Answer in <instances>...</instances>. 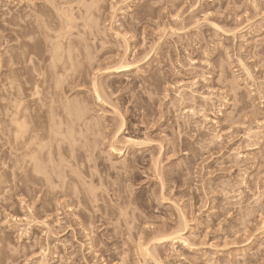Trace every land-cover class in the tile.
<instances>
[{
    "label": "rangeland",
    "instance_id": "374dc122",
    "mask_svg": "<svg viewBox=\"0 0 264 264\" xmlns=\"http://www.w3.org/2000/svg\"><path fill=\"white\" fill-rule=\"evenodd\" d=\"M147 1L0 0V168L14 159L5 113L17 100L41 133L71 134L51 155L77 163L55 162L25 187L16 174L0 175V264H28L29 243L33 262L48 247L46 264H264V0H206L208 15L182 36L156 9L162 0ZM216 6L238 11L237 22L213 21ZM138 14L141 27L127 35ZM203 19L237 26L236 40ZM57 49L72 54L64 71L51 68ZM122 64L132 70L114 73ZM234 106L245 108L229 127L221 119ZM111 144L125 156H111ZM62 170L67 188L39 182ZM176 227L187 246L154 240Z\"/></svg>",
    "mask_w": 264,
    "mask_h": 264
},
{
    "label": "bare ground",
    "instance_id": "6f19581e",
    "mask_svg": "<svg viewBox=\"0 0 264 264\" xmlns=\"http://www.w3.org/2000/svg\"><path fill=\"white\" fill-rule=\"evenodd\" d=\"M159 1H161V0H159ZM156 2H158V0H149V2L147 1L146 3H148V6H152V5H155ZM162 2H163V6L161 8L159 7L160 9L157 8V6H156V9L158 11L164 10V11H166L167 14H171L172 15V18H173L172 19V21H173L172 24H175L176 26L178 25L179 26V30H178V28H177V30H175L174 28H172V29H174L172 31L173 33L171 31L170 32H171V34H174L176 36L177 35L178 36H182V35L185 34V32H188L189 30L188 31H186V30L188 29L189 26L190 27H194V28H199L200 21H193L192 19L195 18L197 14H201L202 13V15L205 17V15H208L206 13H209V10L208 9H207L208 12L205 10V6L206 5H204V3H203V2H207L206 0H162ZM208 2H212V0H208ZM183 3L187 4V6H185V7L182 8V4ZM161 4L162 3L160 2V5ZM185 4H183V5H185ZM91 5H94V4L91 3ZM250 5H251V7H253V9H256V3L254 1H251L250 2ZM90 7L91 6L88 7V12H89V10L91 11V8ZM92 8H93V6H92ZM150 8H152V7H150ZM153 9H154V7H153ZM221 9H222V6H216L215 9L213 8L212 11L215 14L212 13V14H214V16L212 15L211 16V19L213 21H215V22H219V23H223V24L227 25V23H228L227 21H228L230 15H231L230 13H232V12L229 13V11H227L228 13H226V12L224 13V12H222L223 9L222 10ZM235 9H233V11H235ZM246 10H244V12ZM237 13H238V11H235L233 13L234 14V17H232V16L230 17L231 18V21L233 20V22H237L235 20V19H237L238 15H239ZM185 14H187L188 16H186ZM141 19H143V18L139 14L136 15V16H133V17L129 18V24H128L129 27L128 26H125L124 24H123L124 26L122 25L124 27V29L127 30V32H124V33H127V35L129 34L128 33L129 31H132V32L135 33L138 30V28H137V27H139L138 24L140 25L141 24L140 21H143ZM203 20H204V22L210 23V25L212 26V28L216 32L221 33L225 37L232 38L231 40L233 42H234V40H236L237 36H236L235 30L237 31V29H236V28H238L237 26H235V28H232V30H230L231 27H230V29H226L225 30V29L221 28L219 25H217L215 22L208 21V20L206 21L205 19H203ZM239 22H238V24H239ZM236 25H237V23H236ZM172 29H170V30H172ZM174 31H176V32H174ZM188 33H190V31ZM126 38L127 37H125V34H124V37H123L122 41H124L125 44L128 43V39H126ZM132 39H130V40H132ZM58 50L59 49H57L55 51L56 53L53 56L51 68L52 67L54 68V69H52L53 71L55 69L58 70L60 68L64 71V67L67 66V62L72 59L71 58L72 54L70 55L68 53L69 55L66 56V58L68 57L67 58L68 61H67L65 59V57L63 56V54L59 53ZM127 50H128V48H127ZM221 51H219V52L221 53ZM147 53L144 54V55H147ZM221 55L223 56V54H221ZM147 56H149V54ZM147 56H145L144 60L146 59ZM63 57H64V59H63ZM63 60L64 61L65 60L67 61V62L65 61L66 62V65H65V62ZM237 62H238V60H237ZM238 63L240 65V67H241V70L244 72L245 76L248 79H250L251 76H252L250 70L247 67H245L240 61ZM58 66H59V68H58ZM65 68H67V67H65ZM111 70H112V68H111ZM131 70H132V68H131L130 65H128V64H124L123 65L122 64V65L117 66L114 69V71H116L114 73H117V74L118 73H125V72H129ZM61 71H58V73L61 72ZM112 72H113V70H112ZM232 84H233V88L237 87V85L235 84V81H233ZM19 87H20V85H19ZM31 91H32V96L33 97H35V95L38 96V94H39L38 91L39 90L36 89V85H34L32 87ZM20 95H22V93ZM20 95H17V96H20ZM95 95H96L97 99L99 101H101V98H100L101 96L97 93V91H96ZM20 98H22V97L21 96L20 97H17V99L21 100ZM241 98H242V96H239L238 99H240V101L239 100H237V101H239L238 103L241 102V104H242V101L244 103V99L243 98L241 99ZM201 99H202V97H201ZM208 99L206 100L204 98V102L208 101ZM22 103H23V101H22ZM22 103H21V101H18L17 100L11 106V109L10 108L7 109L6 110V113H5V116L8 118L9 125H10L9 133L7 132V135L9 134L8 136H10V138H8L9 141H6V142H7L8 145H10V148L13 149L14 159H13L12 163L11 164H8V165H6V161L4 162L3 159H2L3 162H2V167L0 168V175L3 176V175H8V174H16L21 179V181L23 182V185L22 186L25 187L26 186V177L35 178L36 175H39L40 173H43V171H45L47 168H50L52 170V167L55 166V162H57L58 166L68 167V168H73V167L75 168V166H76L77 163H75L76 161L74 159L72 160L73 161L72 162L71 161L72 158L70 160H68V157L63 158L64 156L62 157L61 154H57L58 155L57 156L58 158H55V157H53V155H51L52 154L51 153V149H52L53 144H54V148L56 150L61 149V144H64V142L67 143V144L70 143L69 138L71 137V134L70 133L66 134L64 132L63 133L62 132H59L58 130H54L53 127H49L50 129H49V131L47 133H41L42 131L40 132V130L36 127V125L34 123H33L34 125H30V123L32 122V120L30 121V119L32 117L30 118L31 115L30 114L28 115V113L29 112L31 113V110L29 111L28 109H26L28 107H26V108L23 107L22 106L23 105ZM244 108L243 107L242 108H239V106L238 107L237 106H234L230 113H226V114H223L222 113L224 115L223 119H221L222 120V123L226 124L227 126H229V125L231 126V125L236 124V123L239 124L240 122H238V120H239L238 114L241 117L240 113L241 112L243 113V109ZM201 111L202 110H200V112ZM256 111L259 112V110H256ZM218 112H220V111L218 110ZM252 112H253V114L256 113V112H254V110ZM252 112H250V114ZM259 113L261 114V112H259ZM222 114H218V115L222 117L223 116ZM263 116H264V114H263ZM237 117H238V119H237ZM202 118H203L202 120L204 122L205 121L206 122L209 121L205 114L202 116ZM261 118H262V116H261ZM32 119H34V118H32ZM212 123L216 125L217 124V121L216 120L215 121L213 120ZM120 129H122V128H120ZM134 142L135 141H133V140H131L129 138L124 143L125 144H128L131 147L132 146L133 147L134 146L136 147V146H141L142 145L140 142L139 143H137V142L134 143ZM182 144H184V143H182ZM67 146H69V145H67ZM174 148H175V146L172 147V149H174ZM109 149H111V152H109V154L112 153L113 155L119 156V157L120 156L123 157V155L125 156L124 152H122V149L121 148L116 149L115 145L112 146V144H111V146L109 147ZM65 153L67 154V152H65ZM186 153L187 152H185L183 155H186ZM258 155H260V154L258 153ZM262 155H264V153ZM262 155L259 157V160L261 159L263 161L264 160V156L262 157ZM56 159H58V160H56ZM261 160H260V162H262ZM123 163H125V162H123ZM257 164H259V162ZM129 165H131V164L129 163L125 167H128ZM130 168H132V167H130ZM75 171H77V170H75ZM75 171H71L74 174V176H75V178H72L71 180H74L75 179L77 181L76 182L74 180L75 182H73V183L83 182V180L80 178V175L77 172H75ZM67 178H68L67 174L65 173V171L62 170L61 174L55 172L54 177H52V178L46 177V178H44L43 181L40 180L39 182H41L43 185H47L48 188L50 187V188L54 189L53 187H59V188L62 189L63 187H66L67 188V182H66V179ZM81 184H83V183H81ZM75 187L76 186L74 185V188L72 187V189H76ZM92 189H95V188L93 187ZM93 194L94 193H92V197H93L92 200L93 201H96L95 200L96 197ZM183 218H181V219H183ZM23 220H26V219H23ZM11 221H14L15 222L17 220H16V218L15 219L13 218ZM183 221H184V219L181 220V222H183ZM55 222H56V224L57 223L59 224L58 225L59 228H63L64 230L67 229V228H64V226L61 225V223H59L57 220ZM184 222L186 223V220ZM38 225L44 226L45 224L43 222H40V223H38ZM91 225L92 224H88L87 225L88 229H91ZM83 226L85 227V225L82 224V228L85 231L86 229ZM182 226H184V225H182ZM180 228L185 231V228L186 227L185 228L180 227ZM178 229H179L178 227L174 228V231L171 230V232H170L169 235L165 233L166 235L164 234V237H166V238L163 237L164 239L162 238V236H160L161 233H160L159 237H157L158 234H159L157 232L156 233L157 236L154 237V240H156L158 242V244H162L164 242L166 243L167 240H169L170 242L181 241L184 244L185 243V239H183L184 236H182V230L181 229L178 230ZM55 235H56V233L47 231L45 236H47V237L49 236L50 237V236H55ZM154 235H155V233H154ZM151 236L153 237V234ZM158 238H160V239L162 238L163 240L162 239L161 240H157ZM164 240H166V241H164ZM186 246H187V244H186ZM1 247L2 246L0 244V250H2ZM31 247H33V246L30 243H29V245L26 248L23 247L22 250H21V257H24V259H29V260H26V262L29 261L28 264H46L47 263L46 260H47V257L49 255V249H48V247H45V248H42L41 249L39 258H37L36 262H33L32 258H30V256H26L27 251H29ZM90 252L94 256L97 255V252L94 250V247L92 245H90ZM144 252L146 253V255H148V254L150 255L149 250L147 248H145ZM58 256L59 255H57L56 258H58ZM27 257H29V258H27ZM62 260L63 259L60 257L59 258V261L62 262ZM153 260H154L155 264H160L159 262H157V261H159L158 259L155 260V258H153Z\"/></svg>",
    "mask_w": 264,
    "mask_h": 264
}]
</instances>
